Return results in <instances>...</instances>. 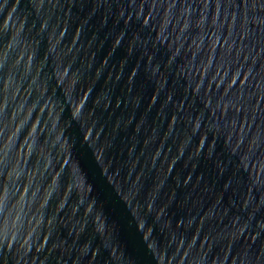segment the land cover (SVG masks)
Here are the masks:
<instances>
[{
    "label": "water",
    "instance_id": "water-1",
    "mask_svg": "<svg viewBox=\"0 0 264 264\" xmlns=\"http://www.w3.org/2000/svg\"><path fill=\"white\" fill-rule=\"evenodd\" d=\"M0 264H264V0H0Z\"/></svg>",
    "mask_w": 264,
    "mask_h": 264
}]
</instances>
